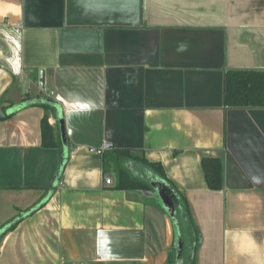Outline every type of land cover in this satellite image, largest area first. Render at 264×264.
Listing matches in <instances>:
<instances>
[{
  "label": "crops",
  "instance_id": "1",
  "mask_svg": "<svg viewBox=\"0 0 264 264\" xmlns=\"http://www.w3.org/2000/svg\"><path fill=\"white\" fill-rule=\"evenodd\" d=\"M230 69L264 71V0H0V264H264V108L225 105ZM103 141L161 163L187 246L185 218L116 187Z\"/></svg>",
  "mask_w": 264,
  "mask_h": 264
},
{
  "label": "trees",
  "instance_id": "2",
  "mask_svg": "<svg viewBox=\"0 0 264 264\" xmlns=\"http://www.w3.org/2000/svg\"><path fill=\"white\" fill-rule=\"evenodd\" d=\"M224 103L231 108H264V71L247 69L227 70L224 76ZM43 105L49 106L47 103H43ZM56 131L57 130H54L53 126L50 125L48 117L44 116L40 123L41 144L44 147L57 145ZM102 156L104 165H107L108 161L115 164L117 188L151 191L153 188L151 182L147 178L135 174L134 171L132 172L126 165L123 167L122 161L124 159L138 165L139 172L148 170L155 177L161 178L163 182L165 181L168 183L171 190L174 189L177 194V197H173V201L176 207L178 221L181 223L182 218H185L187 221V228L191 227L194 229L186 199L167 179L161 163L147 160L142 153L140 155H135L129 150H116L114 148L104 151ZM201 169L209 189L219 190L222 188V165L220 159L217 157H203L201 159ZM149 202L160 205L156 199ZM14 225L15 223L8 225L5 230L13 228ZM172 254L171 251L168 253L166 264H171V258L174 256V254L173 256Z\"/></svg>",
  "mask_w": 264,
  "mask_h": 264
},
{
  "label": "water",
  "instance_id": "3",
  "mask_svg": "<svg viewBox=\"0 0 264 264\" xmlns=\"http://www.w3.org/2000/svg\"><path fill=\"white\" fill-rule=\"evenodd\" d=\"M39 86L43 89L45 87V81H44V71L40 70L39 71ZM35 102H39V103H52V101L50 99H45V98H35L32 100H29L23 104H21V106L27 105V104H32ZM5 115V113L2 111L0 112V117ZM62 141L64 143L65 139H64V134L62 133ZM153 185V189L154 192L151 190H141L140 194L144 197H153L155 198L161 205V207L166 211V213L170 216V218L173 220V223H176V207L174 205V201H173V195L171 194L170 190H166L164 187L162 188L161 185H158L156 183H152ZM43 202V201H42ZM39 203L40 204H42ZM37 205V206H39ZM6 229V227H3L0 229V233L2 231H4ZM179 249L182 248V244L179 243L178 244ZM178 259V256H177Z\"/></svg>",
  "mask_w": 264,
  "mask_h": 264
},
{
  "label": "built area",
  "instance_id": "4",
  "mask_svg": "<svg viewBox=\"0 0 264 264\" xmlns=\"http://www.w3.org/2000/svg\"><path fill=\"white\" fill-rule=\"evenodd\" d=\"M113 148V144L109 141H103L101 146L97 147V148H89L90 151H94L98 154H101L106 151V150H109V149H112ZM105 183H110V179L109 178H106L105 179Z\"/></svg>",
  "mask_w": 264,
  "mask_h": 264
},
{
  "label": "rangeland",
  "instance_id": "5",
  "mask_svg": "<svg viewBox=\"0 0 264 264\" xmlns=\"http://www.w3.org/2000/svg\"><path fill=\"white\" fill-rule=\"evenodd\" d=\"M155 198H153V197H145V200H147V201H152V200H154ZM181 228V227H180ZM181 231H182V233H183V235H182V237H184V241H186L185 243H186V246H187V241H188V239H189V236H188V228L185 226V224L183 225V227L181 228Z\"/></svg>",
  "mask_w": 264,
  "mask_h": 264
}]
</instances>
